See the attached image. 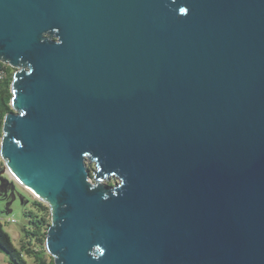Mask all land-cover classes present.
I'll use <instances>...</instances> for the list:
<instances>
[{
    "label": "water",
    "instance_id": "95a60500",
    "mask_svg": "<svg viewBox=\"0 0 264 264\" xmlns=\"http://www.w3.org/2000/svg\"><path fill=\"white\" fill-rule=\"evenodd\" d=\"M0 63L53 264H264V0H0Z\"/></svg>",
    "mask_w": 264,
    "mask_h": 264
},
{
    "label": "trees",
    "instance_id": "16d2710c",
    "mask_svg": "<svg viewBox=\"0 0 264 264\" xmlns=\"http://www.w3.org/2000/svg\"><path fill=\"white\" fill-rule=\"evenodd\" d=\"M5 76L0 80V138L2 135L3 118L10 110V84L13 68L2 66ZM1 166V162H0ZM90 177L91 173H90ZM27 225L23 227V239L20 246L14 247L9 236L2 230L0 225V253L8 259V264H26L25 259H31L34 264H53L44 249V240L47 228L50 225V214L48 208L39 201L32 200V209L25 213Z\"/></svg>",
    "mask_w": 264,
    "mask_h": 264
},
{
    "label": "rangeland",
    "instance_id": "374dc122",
    "mask_svg": "<svg viewBox=\"0 0 264 264\" xmlns=\"http://www.w3.org/2000/svg\"><path fill=\"white\" fill-rule=\"evenodd\" d=\"M87 167L91 172L94 169V164L87 163ZM0 171L3 172L1 174L3 182L0 183V225L9 236L12 245L18 248L20 240L23 239L22 229L27 225L25 213L32 209V200H38L15 181L2 162ZM116 182V179H110L102 181V184L112 186ZM11 220L14 222L10 223ZM25 261L26 264H34L31 259L26 258ZM0 264H8L7 257L2 253H0Z\"/></svg>",
    "mask_w": 264,
    "mask_h": 264
},
{
    "label": "built area",
    "instance_id": "2783aa9c",
    "mask_svg": "<svg viewBox=\"0 0 264 264\" xmlns=\"http://www.w3.org/2000/svg\"><path fill=\"white\" fill-rule=\"evenodd\" d=\"M1 64V63H0ZM2 66H7L5 64H1ZM5 76V70L3 69V67H0V80L3 79V77ZM14 220H11L10 223H13Z\"/></svg>",
    "mask_w": 264,
    "mask_h": 264
}]
</instances>
